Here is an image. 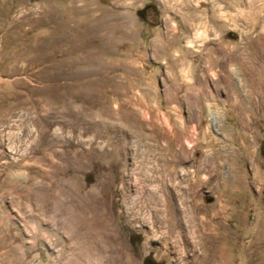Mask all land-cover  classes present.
<instances>
[{"label": "rangeland", "instance_id": "374dc122", "mask_svg": "<svg viewBox=\"0 0 264 264\" xmlns=\"http://www.w3.org/2000/svg\"><path fill=\"white\" fill-rule=\"evenodd\" d=\"M174 26L190 81L153 56ZM143 113L178 161L164 222ZM0 264H264V0H0Z\"/></svg>", "mask_w": 264, "mask_h": 264}, {"label": "bare ground", "instance_id": "6f19581e", "mask_svg": "<svg viewBox=\"0 0 264 264\" xmlns=\"http://www.w3.org/2000/svg\"><path fill=\"white\" fill-rule=\"evenodd\" d=\"M194 17L195 15H193V17L191 16L192 19H194ZM186 18H187L185 19L186 21L182 24L183 30L185 32L186 31L189 32L190 29L193 28L194 24L188 22V15ZM188 26H192V27H188ZM177 31H178L177 26H174V31L173 33H171V36H168L167 31L165 32V34L163 35L161 39V43L164 45L165 48L164 50L161 51V53L158 50L154 51L153 56L155 58H158L160 55H162L164 57L163 59L165 60V64H167L168 67L171 69L174 77L176 75L175 67L178 66L179 75L185 80L190 81L189 75H192V71L195 70L193 63L196 62L195 61L196 59L200 58L202 54V50L204 49V46L200 48V50H197V51H194L190 48H185V49L183 48V50H180L175 54L169 53V47L171 45V38L172 36L177 34ZM197 36H199L200 38L201 34L199 33V35H196L195 37ZM219 67L222 71L227 72L224 61L221 62ZM245 69L240 67L238 70H235V69L231 70V80L239 84L245 83L246 85L250 87L251 82H252L251 77L252 75L254 76L255 74L254 68L249 66ZM223 76H224V79L228 78L225 73H223ZM233 96L234 97H233L232 103L237 104L238 98L235 94ZM212 117L210 115V118ZM143 118H145V120L149 122L148 124L149 131L147 133L146 132L142 133L143 135L142 138L146 140L145 147L141 149L139 152H137L138 148L135 149V154H137L139 159L138 161L135 160L134 162L137 163V166H136V168L138 169L137 174L140 175V177H142V178H139L138 176L136 180L138 183L147 182V185L148 183L153 182V181L158 182V188L155 191L154 190L147 191L149 193L147 195V198L145 199H147L148 203L151 204L152 207H155V210H156L155 212L157 214L158 213L160 214L159 216L156 215V219L164 222L165 217H168L169 214H172L173 203H175V199H176V198L174 199V197L171 196L172 194L170 192L171 190L169 188L170 186L168 185V182L171 181L173 178L174 169L178 161L175 158L176 155L174 151L171 150L169 143L167 141L166 142L164 141L163 143H159L158 135L155 132V129L152 123L150 122L149 117H147L145 113H143ZM167 122L168 121H166L165 119L163 120L165 127L168 126ZM187 142L189 144L190 140H188ZM206 158L208 162L212 160L210 155H206ZM148 163L149 164L151 163V166L149 168L146 166ZM146 168L147 170H145ZM143 187H146V184H144ZM56 195H58V192L56 193ZM181 202L184 203L182 200ZM142 207L143 205L139 206L140 209ZM177 211L180 212L181 210L177 208Z\"/></svg>", "mask_w": 264, "mask_h": 264}, {"label": "flooded vegetation", "instance_id": "af4514ba", "mask_svg": "<svg viewBox=\"0 0 264 264\" xmlns=\"http://www.w3.org/2000/svg\"><path fill=\"white\" fill-rule=\"evenodd\" d=\"M150 6H146L145 8L142 9V16L147 12L148 9H150Z\"/></svg>", "mask_w": 264, "mask_h": 264}, {"label": "water", "instance_id": "95a60500", "mask_svg": "<svg viewBox=\"0 0 264 264\" xmlns=\"http://www.w3.org/2000/svg\"><path fill=\"white\" fill-rule=\"evenodd\" d=\"M138 15L142 16V10L138 11Z\"/></svg>", "mask_w": 264, "mask_h": 264}]
</instances>
